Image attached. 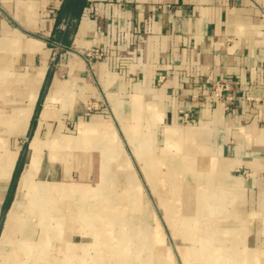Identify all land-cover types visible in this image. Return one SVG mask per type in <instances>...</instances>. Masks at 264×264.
Masks as SVG:
<instances>
[{
	"label": "crops",
	"instance_id": "obj_1",
	"mask_svg": "<svg viewBox=\"0 0 264 264\" xmlns=\"http://www.w3.org/2000/svg\"><path fill=\"white\" fill-rule=\"evenodd\" d=\"M63 1L0 0V218L26 155L0 264H49L56 257L42 235L77 233L58 221L45 231L40 218L112 197L115 170L123 188L152 187L165 205L156 214L179 264H264V0H88L71 45L58 46ZM222 82L229 86L215 97ZM35 138L37 162L23 181ZM165 183L168 198L156 189ZM143 229L131 233L152 235ZM178 238L192 245L180 248ZM40 241L35 262L12 258L19 244ZM63 248L57 264H66Z\"/></svg>",
	"mask_w": 264,
	"mask_h": 264
},
{
	"label": "rangeland",
	"instance_id": "obj_2",
	"mask_svg": "<svg viewBox=\"0 0 264 264\" xmlns=\"http://www.w3.org/2000/svg\"><path fill=\"white\" fill-rule=\"evenodd\" d=\"M56 61L57 59H54L52 70L56 67ZM120 172L119 170L113 171L112 174H116L115 180L112 176V181H109L111 183L110 189L114 192L112 197H103L104 200H97L88 206L79 203L78 198L76 200L78 203H73L75 208L80 210L79 212L82 214L89 215V217L93 216V220L89 218H79L78 215L74 218L73 213L69 216L68 214H66V216L63 215L64 217H61V219L47 216L45 218H40L43 222L42 226L45 231L49 230L48 228L51 227L50 224L58 225L55 223L58 221V226L63 227V229L69 232L77 233L74 236L72 235L75 238L74 242H76L74 247L71 246L69 242L72 237L71 233L65 235H42L43 239L46 240V245L44 244V246H48L50 250L52 249L53 255L56 257L53 259V256L50 255L49 264H57V257L60 258L57 255L58 248L63 247L61 254L62 256L64 255L66 264H84L85 260L88 262L91 259L101 264H129V262L130 264H143L147 262H150V264H179L175 252L171 247V242L164 228L165 226L161 223L156 214V211H160L161 214H163L164 211H166L165 205L160 204L157 194V196L155 194L152 195L151 191L153 192L154 190L152 187L150 190L149 188L142 187L141 193L139 190L140 194L138 193L137 187L130 188L131 186H126L123 188L122 184L120 185L117 183V180L120 179ZM156 189L162 192L163 197L168 198L169 187L167 184L160 185ZM121 193H126L128 195L125 201L120 200L122 198ZM142 196L145 202L141 200ZM138 198L140 200H138ZM110 199H112V201H110ZM173 203L177 205L176 209L178 211H188V209H186L185 200H178L177 203L173 201ZM29 204H31V202H29ZM156 206H158V210ZM142 210H144L146 214L144 215L145 217L137 213ZM140 213L142 214V212ZM44 215H50V213L47 214V212L44 211V213H41V216ZM144 225H146L145 229L142 228ZM134 228H138V230ZM140 229L151 231L152 235L141 234L142 236L140 235V237H133L134 235L131 234V232L140 231ZM101 230L103 234H101ZM143 236H147V238H142ZM37 237L39 236H36V238ZM68 238L70 239L69 241ZM143 239L148 240L149 244H151L154 249L151 250L147 245L143 246ZM173 241L176 242L180 248L192 245L191 242H186L183 239L181 241L179 238ZM38 243L32 245L25 242L21 245L18 243L19 248L12 253V258L19 259L22 257V254H24L26 259L30 260V262H35L34 259L39 258L36 253V246ZM128 243L133 244L130 247ZM153 243L155 246L152 245ZM121 245L123 247L125 246V250L127 251L121 250L120 252ZM44 246H42V248H44ZM127 247L129 248L127 249ZM28 250L31 251H29V254L27 253ZM42 253L45 254L44 251ZM119 253L124 255L128 254L129 258H121L120 255L122 254ZM195 253L199 255L206 254L207 252L193 251L191 256H194ZM212 253L215 255L216 251H212L211 254ZM170 254L172 257L171 260L168 259L170 258ZM9 255H11V253ZM159 256L162 258H159ZM211 258H213V260L215 259L214 256ZM9 260L7 259V262ZM58 262H63V260L60 258Z\"/></svg>",
	"mask_w": 264,
	"mask_h": 264
},
{
	"label": "trees",
	"instance_id": "obj_3",
	"mask_svg": "<svg viewBox=\"0 0 264 264\" xmlns=\"http://www.w3.org/2000/svg\"><path fill=\"white\" fill-rule=\"evenodd\" d=\"M87 4H88V0H64L63 1V4H62L60 11L58 13L56 25L54 28V40L60 42L62 45H66V46L71 45L72 38H73L72 33H74L75 28H76V24L78 23V21L82 17L84 8L87 6ZM62 19H64V21L66 22V28L65 29H61L59 27V24H60V22H62ZM52 76H53V70H52V68H50V70L47 74V78H46L43 90L41 92V96H40L37 108H36V112H35V115L33 118L32 126H35V124H36L37 116H38L39 110L41 108L42 102L44 100V95H45V92L47 90V87L51 82ZM27 147H28V145H26V150H27ZM25 162H26V155L22 153L20 158H19V161L17 163L15 172H14L10 191L8 193L7 199H6L4 206H3V213H2V217L0 218V232H1L2 227H3L4 215H5L7 209L10 207V204H11L15 184L18 181V178H19L20 173L24 167Z\"/></svg>",
	"mask_w": 264,
	"mask_h": 264
},
{
	"label": "bare ground",
	"instance_id": "obj_4",
	"mask_svg": "<svg viewBox=\"0 0 264 264\" xmlns=\"http://www.w3.org/2000/svg\"><path fill=\"white\" fill-rule=\"evenodd\" d=\"M38 138H35L34 140H33V144H32V146H33V150H34V155H33V157H32V159H31V161H30V163L29 164H27V166H26V169H25V172H24V174H23V177H22V180L23 181H27L28 179H30V176H31V174L33 173V171H34V169H35V165H36V162H37V158H38V153L36 152V151H38L37 150V143H38ZM33 154V153H32ZM20 207V199L19 198H17L16 200H15V202H14V206H13V208L11 209V214H16V212H17V210H18V208ZM79 214V211H76V215H78ZM87 214H89V213H87ZM76 215H74V218H75V216ZM78 217L79 218H86V219H90V220H93L94 218H93V216L92 217H89V215H84V214H81V212H80V214L78 215ZM71 218V217H70ZM14 220V219H13ZM72 221V220H71ZM69 223V222H68ZM132 234V233H131ZM134 235V234H133ZM142 236V235H141ZM130 237H132V236H130ZM133 237H135V236H133ZM3 239V238H2ZM42 241H40L39 243H41ZM44 242V241H43ZM38 243V244H39ZM132 244L133 243H128V245L131 247L132 246ZM123 245V244H122ZM120 246V252H121V250H125V246L123 247V246ZM148 246L149 245V242H148V240H146V242H145V239L143 240V246ZM150 247V249H153L152 248V246H149ZM129 247H127V249H128ZM147 248V247H146ZM145 248V249H146ZM5 251V247L3 246V244H1L0 245V254H2L3 252ZM36 251L37 252H39V250L38 249H36ZM125 251H127V250H125ZM119 254H122V253H119ZM121 256V258H124V257H127V258H129L128 257V254L127 255H124V254H122V255H120ZM159 258H162L161 256H159ZM169 259V258H168ZM148 263H150V262H147L146 264H148ZM209 263V262H208ZM129 264H130V262H129ZM132 264V263H131Z\"/></svg>",
	"mask_w": 264,
	"mask_h": 264
},
{
	"label": "built area",
	"instance_id": "obj_5",
	"mask_svg": "<svg viewBox=\"0 0 264 264\" xmlns=\"http://www.w3.org/2000/svg\"><path fill=\"white\" fill-rule=\"evenodd\" d=\"M112 2H121L122 0H110ZM58 46H61V43H57ZM95 54L98 55L99 52L95 51ZM90 55H92L90 53ZM229 84L227 82H222V83H218L216 85H214L212 87V94L215 96V97H220L222 95V91L226 88H228Z\"/></svg>",
	"mask_w": 264,
	"mask_h": 264
}]
</instances>
